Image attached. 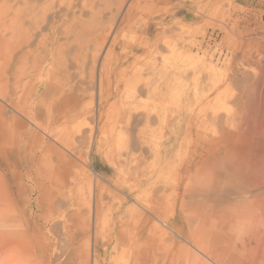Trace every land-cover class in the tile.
<instances>
[{
	"label": "rangeland",
	"instance_id": "1",
	"mask_svg": "<svg viewBox=\"0 0 264 264\" xmlns=\"http://www.w3.org/2000/svg\"><path fill=\"white\" fill-rule=\"evenodd\" d=\"M0 264H264V0H0Z\"/></svg>",
	"mask_w": 264,
	"mask_h": 264
},
{
	"label": "bare ground",
	"instance_id": "2",
	"mask_svg": "<svg viewBox=\"0 0 264 264\" xmlns=\"http://www.w3.org/2000/svg\"><path fill=\"white\" fill-rule=\"evenodd\" d=\"M246 155V154H245ZM246 158V157H245ZM220 161V160H219ZM246 162V161H245ZM247 164V163H246ZM218 165V164H217ZM222 165V164H221ZM241 175V174H240ZM263 219V218H262ZM261 219V220H262ZM228 242V241H227ZM230 244V243H229ZM228 245V244H227ZM232 245V244H231ZM235 252V251H234ZM235 255H236V253H235ZM249 255V254H248ZM242 256V255H241ZM238 257V256H237ZM16 259V258H15ZM26 260V259H25ZM241 260V259H240ZM17 263V262H16ZM253 263V262H252Z\"/></svg>",
	"mask_w": 264,
	"mask_h": 264
}]
</instances>
